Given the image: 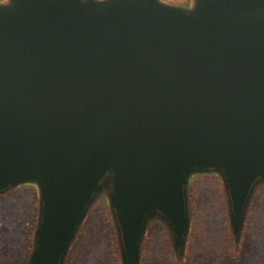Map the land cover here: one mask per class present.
<instances>
[{"label": "water", "instance_id": "water-1", "mask_svg": "<svg viewBox=\"0 0 264 264\" xmlns=\"http://www.w3.org/2000/svg\"><path fill=\"white\" fill-rule=\"evenodd\" d=\"M204 174L237 242L264 189V0L0 3V194L37 201L23 264H66L99 198L121 264L155 224L181 260Z\"/></svg>", "mask_w": 264, "mask_h": 264}, {"label": "rangeland", "instance_id": "rangeland-1", "mask_svg": "<svg viewBox=\"0 0 264 264\" xmlns=\"http://www.w3.org/2000/svg\"><path fill=\"white\" fill-rule=\"evenodd\" d=\"M166 1L176 4L188 2V0ZM189 190L192 226L182 259L179 260L173 253L176 260L178 259L176 263L184 264L187 259L186 264H264V189L255 194L242 236L237 242L234 241L228 226L225 195L219 178L212 174L199 175L194 179ZM193 194L199 195L195 205L192 204ZM33 201L35 207L32 219L30 210ZM100 203H103L104 209H106L109 218L108 224L113 229L117 248V239L111 223L109 208L103 198H99L91 207L74 244L80 238L92 210ZM36 210V192L32 187L19 186L0 194V264H23L25 262L30 249V243L27 249L26 241L28 226L32 224L31 234ZM97 211L98 214L93 217L92 224L87 227L86 234L83 235V241H81L86 246V248L80 249L81 264H97L100 259L99 252H105L107 249V233L102 220L103 213L99 209ZM259 225L263 228L262 230L256 228ZM154 226L160 225L155 224L148 228L146 238L151 233L150 244L145 243V238L140 264H142L147 250V257H150L151 253L154 254L163 249L162 235L166 236L169 249L172 250L164 228L160 226L161 232L150 231ZM162 260L161 254H154L151 257V264H160ZM75 263L80 264L76 260Z\"/></svg>", "mask_w": 264, "mask_h": 264}, {"label": "trees", "instance_id": "trees-1", "mask_svg": "<svg viewBox=\"0 0 264 264\" xmlns=\"http://www.w3.org/2000/svg\"><path fill=\"white\" fill-rule=\"evenodd\" d=\"M198 196H199L198 194L192 195V202H193L192 204L195 205V203L198 201L197 200ZM34 207H35V203L33 201V203L31 204V210H30V213L32 215V219H33ZM97 209H99L103 213L102 220L105 223V230L107 233L106 234L107 235V249L105 250V252H101V251L99 252L98 256L100 259H99L97 264H120L113 229L108 224L109 218H108V215L106 214L107 212L105 211L106 209H104L103 203H100L97 207H95L92 210V214L87 219L85 227L83 228L84 230H83L80 238L78 239L76 244H74V246L71 250L70 257H69L67 264H78V263H75V260L80 263V249L86 248V246L83 245V243H81V241H83L82 238H83V235L85 236V234H86L87 227L91 226L92 221H93V217L96 214H98ZM31 225L32 224H30L28 226V231H27V240H26L27 241V249L29 248V243H30ZM256 228L261 229V230L263 229L260 225L257 226ZM153 230L159 231V232L162 231L160 226H154L150 231H153ZM150 235H151V233L146 238V241H145L146 244H150V238H151V237H149ZM162 241H163V246H164L163 249L157 253H154V254L159 253V255L161 254V257H163V260L160 262V264H178V263H176V262H178L177 261L178 259L176 260L172 250L170 251V249H169L168 242L166 240V236L164 237V235H162ZM154 254L151 253L150 257H147V255H148V250H147V253L145 254L144 259L142 261V264H148V263L151 264V257H153ZM186 261H187V259H186ZM186 261L184 264H186ZM200 263H202V262H200Z\"/></svg>", "mask_w": 264, "mask_h": 264}, {"label": "clouds", "instance_id": "clouds-1", "mask_svg": "<svg viewBox=\"0 0 264 264\" xmlns=\"http://www.w3.org/2000/svg\"><path fill=\"white\" fill-rule=\"evenodd\" d=\"M0 3H4V0H0Z\"/></svg>", "mask_w": 264, "mask_h": 264}]
</instances>
